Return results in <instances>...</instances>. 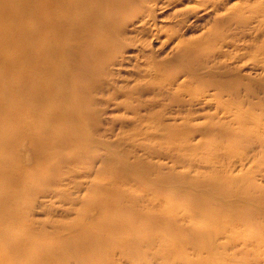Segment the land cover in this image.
Returning <instances> with one entry per match:
<instances>
[{
	"label": "bare ground",
	"instance_id": "1",
	"mask_svg": "<svg viewBox=\"0 0 264 264\" xmlns=\"http://www.w3.org/2000/svg\"><path fill=\"white\" fill-rule=\"evenodd\" d=\"M162 1L0 0V264H101L112 263L116 254L130 261L127 264H149L144 249L154 250L156 258H164L165 252L184 260L188 244L199 249L201 241L207 245L216 233L210 222L204 226L205 233L197 229L166 237L163 198L146 195V203H141V198H128L129 204H123L125 199L116 190L93 195L92 202L80 211L82 222L69 227L62 225L48 231L29 218L37 204L31 198L56 202L67 196L66 187H77L74 179L82 172L71 165L86 161L82 149L88 146V132L98 125V110L94 107L103 101L97 95L110 96L108 100L117 98L113 68L137 43L133 34H149L144 41L150 42L158 38L155 20L150 23L146 17H155V8ZM217 1L210 0V12L219 11ZM236 7L226 9L230 10V28L231 16L243 17L245 7ZM257 13L256 38H260L264 8L259 7ZM227 19L219 22L227 24ZM245 21L236 20L234 28H249ZM170 40H161L157 49L162 50ZM260 50L255 63L264 67V47ZM189 53L185 50L182 58ZM230 74L240 75V67L235 66ZM146 87L136 83L123 93L128 99L122 103L126 112L149 109L143 101H133L134 94L142 96L140 89L149 90ZM206 89L216 91L213 96L219 107L215 113L237 125L226 129L232 138H236L233 131L238 130L247 140L253 132L248 126L259 127L255 118L242 117L236 106L230 119V105L220 102L230 94L227 85L213 81ZM263 90L264 83L239 91L256 94ZM256 137L262 140L259 131ZM153 184L162 189L160 180ZM213 189L216 197L206 198L209 201L201 205H195L191 198L176 201V206L183 203L184 220L193 226L198 217L219 225L232 221L244 226L254 221L256 211L241 209L240 203L248 206V200L249 206L264 204V197L257 201L240 198L232 204L227 201L231 189H224L222 183L213 184ZM218 206L224 210H218ZM164 239L176 244L165 245L164 249Z\"/></svg>",
	"mask_w": 264,
	"mask_h": 264
},
{
	"label": "rangeland",
	"instance_id": "2",
	"mask_svg": "<svg viewBox=\"0 0 264 264\" xmlns=\"http://www.w3.org/2000/svg\"><path fill=\"white\" fill-rule=\"evenodd\" d=\"M217 2L219 11L210 12L207 7L210 0H163L159 4L163 6L155 8V17H146L150 23L155 20L156 30L160 31L158 38L150 42L144 41L149 34H133L137 43L128 48L121 57L123 60L113 68L119 91L117 98L108 100L110 96L97 95L103 101L94 107L98 110V125L88 132V146L82 149L86 161L71 165L82 172L74 179L77 187H66L67 196L55 199L56 202L31 198V201L37 200L29 215L36 226L52 231L57 226L69 227L82 222L80 211L99 192L116 190L124 197L123 204H129L128 198H141V203H146L143 197L148 195L163 198L166 237L197 229L205 233L204 226L211 223L216 229L207 245L202 241L199 249L187 245L185 261L165 252L164 258H156L154 250L144 249L149 264H264V204L255 202L249 206L248 200V206L240 203L241 209L248 207L256 211L254 221L244 226L232 221L219 225L201 217L193 226L184 220L183 203L176 206V201L181 199L191 198L195 205H201L202 201L216 197L214 189L210 190L216 183L232 190L227 197L232 204L240 198L257 201L264 197V90L256 94L239 91L264 83V67L255 63L262 51L260 48L264 47L263 30L259 31L260 38H256V19L260 15L257 12L259 7L264 8V0ZM235 5L236 10L240 6L245 10L241 12L243 17L231 16L233 27L230 28V10L226 9ZM226 19L227 24L219 22ZM242 19L247 20L249 28H234L236 20ZM235 32L238 33L234 35ZM169 37L171 40L158 50L161 40ZM185 50L190 53L182 58ZM181 65L184 70L178 67ZM235 66L240 67V75L230 74ZM213 81L229 87V96H223L220 102L230 105V119L237 106L242 117L245 114L257 121L259 127L248 126L253 132L247 140L238 130L233 131L236 138H232L226 129L228 125L234 128L237 125L215 113L219 107L213 96L216 91L206 89ZM136 83L149 90L140 89L142 96L134 94V104L143 101L149 109L126 112L122 103L128 99L123 93ZM257 131L262 140L256 137ZM157 180L162 189L154 187ZM218 210L224 209L218 206ZM174 242H165L164 249L165 245H175ZM126 261L116 254L112 263L101 264L130 262Z\"/></svg>",
	"mask_w": 264,
	"mask_h": 264
}]
</instances>
